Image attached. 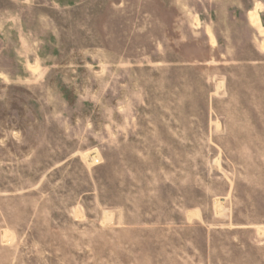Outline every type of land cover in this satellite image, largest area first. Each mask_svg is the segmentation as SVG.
I'll list each match as a JSON object with an SVG mask.
<instances>
[{
	"label": "rangeland",
	"instance_id": "rangeland-1",
	"mask_svg": "<svg viewBox=\"0 0 264 264\" xmlns=\"http://www.w3.org/2000/svg\"><path fill=\"white\" fill-rule=\"evenodd\" d=\"M0 264H264V0H0Z\"/></svg>",
	"mask_w": 264,
	"mask_h": 264
}]
</instances>
